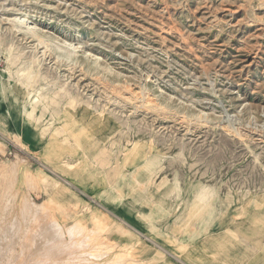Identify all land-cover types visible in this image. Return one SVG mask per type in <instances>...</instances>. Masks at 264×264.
<instances>
[{"label": "rangeland", "instance_id": "374dc122", "mask_svg": "<svg viewBox=\"0 0 264 264\" xmlns=\"http://www.w3.org/2000/svg\"><path fill=\"white\" fill-rule=\"evenodd\" d=\"M0 57V264H264V0H0Z\"/></svg>", "mask_w": 264, "mask_h": 264}, {"label": "bare ground", "instance_id": "6f19581e", "mask_svg": "<svg viewBox=\"0 0 264 264\" xmlns=\"http://www.w3.org/2000/svg\"><path fill=\"white\" fill-rule=\"evenodd\" d=\"M14 21L18 24V25H25L26 27H28V30L29 31H32V27H29V25L27 24L28 23V19L26 18V17H23V16H16L15 18H14ZM64 44H65V47L66 48H69L70 50H72L73 52H74V50H75V46L74 45H72V44H70V43H67V42H64ZM68 56H69V54H68ZM47 227V226H46ZM55 240V239H54ZM29 249V248H28ZM44 250V249H43ZM105 255V254H104ZM1 260V259H0ZM14 261V260H13Z\"/></svg>", "mask_w": 264, "mask_h": 264}, {"label": "built area", "instance_id": "2783aa9c", "mask_svg": "<svg viewBox=\"0 0 264 264\" xmlns=\"http://www.w3.org/2000/svg\"><path fill=\"white\" fill-rule=\"evenodd\" d=\"M0 65H1V57H0Z\"/></svg>", "mask_w": 264, "mask_h": 264}, {"label": "crops", "instance_id": "0c3cea01", "mask_svg": "<svg viewBox=\"0 0 264 264\" xmlns=\"http://www.w3.org/2000/svg\"><path fill=\"white\" fill-rule=\"evenodd\" d=\"M0 112H1V107H0Z\"/></svg>", "mask_w": 264, "mask_h": 264}]
</instances>
